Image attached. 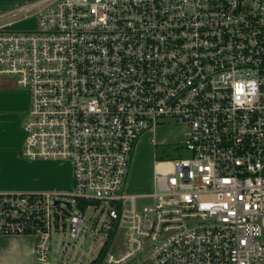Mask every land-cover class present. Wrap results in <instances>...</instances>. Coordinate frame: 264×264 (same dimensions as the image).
I'll return each mask as SVG.
<instances>
[{
	"label": "built area",
	"instance_id": "1",
	"mask_svg": "<svg viewBox=\"0 0 264 264\" xmlns=\"http://www.w3.org/2000/svg\"><path fill=\"white\" fill-rule=\"evenodd\" d=\"M0 78L27 96L20 155L69 163L65 190L0 191V234L37 261L96 225L100 249L123 230L106 263L264 264V0H31L0 12ZM169 122L188 154L126 193L134 144Z\"/></svg>",
	"mask_w": 264,
	"mask_h": 264
},
{
	"label": "rangeland",
	"instance_id": "2",
	"mask_svg": "<svg viewBox=\"0 0 264 264\" xmlns=\"http://www.w3.org/2000/svg\"><path fill=\"white\" fill-rule=\"evenodd\" d=\"M3 10H0L2 12ZM35 20L33 17L20 20L9 27V30H27L34 26ZM6 82V83H2ZM3 87L0 89V93H19L25 98L27 103V96L23 89L15 87L13 82L0 78V84ZM28 103L26 106V111ZM25 118V117H24ZM184 128L182 125L174 122H169L164 126L156 127L154 131L147 132L141 135L133 146L131 151L130 160L126 168L124 188L126 193H144L150 190L152 179V164L154 160L163 159V157H180L186 156L187 151L179 146L185 136ZM27 160V159H26ZM1 166L7 168L12 174L17 175L18 179L22 176H26V173L31 169L19 165V162L15 159L4 157L1 160ZM60 168H69L68 161L47 160L37 162V174H38V186H40V178L43 173L48 174L52 170ZM51 174V173H50ZM52 175V174H51ZM46 179H44L45 181ZM148 202L147 199L135 198L133 203L137 207H141ZM95 212L92 206H88L83 212V221L87 226L91 225ZM92 228L86 230V233L78 236L75 240L67 239V237L61 234L52 233L50 235L48 259L43 264H111L106 263L105 255L110 254L116 257V253L122 249L124 238L122 228H119L113 237L111 244L108 247H104L100 252V245L104 239V233L102 231H95ZM61 240L68 242L65 249L61 250ZM97 256V257H96ZM117 264H147V256L145 254L134 255L132 258Z\"/></svg>",
	"mask_w": 264,
	"mask_h": 264
},
{
	"label": "crops",
	"instance_id": "3",
	"mask_svg": "<svg viewBox=\"0 0 264 264\" xmlns=\"http://www.w3.org/2000/svg\"><path fill=\"white\" fill-rule=\"evenodd\" d=\"M31 0H0V10L6 11ZM3 84L6 82H2ZM0 84V89L3 84ZM25 98L17 93H0V191H62L69 186V168H57L58 173L51 171L42 175L38 186L37 162L28 161L20 155L23 144L22 122L26 115ZM15 159L19 165L31 169L18 179L17 175L1 166L4 157ZM44 179H46L44 181ZM34 240L30 235L0 234V264H43L33 256Z\"/></svg>",
	"mask_w": 264,
	"mask_h": 264
},
{
	"label": "trees",
	"instance_id": "4",
	"mask_svg": "<svg viewBox=\"0 0 264 264\" xmlns=\"http://www.w3.org/2000/svg\"><path fill=\"white\" fill-rule=\"evenodd\" d=\"M103 248H101L100 250H102ZM100 250H99V252H100Z\"/></svg>",
	"mask_w": 264,
	"mask_h": 264
}]
</instances>
